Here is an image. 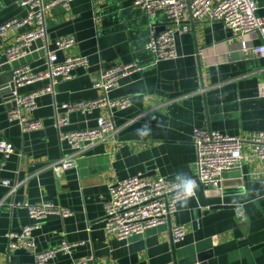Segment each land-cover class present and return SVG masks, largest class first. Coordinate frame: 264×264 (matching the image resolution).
I'll return each mask as SVG.
<instances>
[{"label":"crops","instance_id":"crops-1","mask_svg":"<svg viewBox=\"0 0 264 264\" xmlns=\"http://www.w3.org/2000/svg\"><path fill=\"white\" fill-rule=\"evenodd\" d=\"M19 1L0 0V24L25 15ZM258 6V15H264V0H258ZM182 23L189 30L175 36L177 56L152 64L145 43L152 27H164L163 11L149 19L133 0H73L68 9L49 10L47 48L54 50L55 39L72 36L75 43L57 50L58 59L85 57L87 65L75 67L70 78L58 81L54 93L36 98L37 107L28 116L41 119V129L22 132L16 121L8 120L10 102L0 97V137L14 148L7 158L0 153V180L11 182L0 186L2 233L36 224L33 237L39 250L61 241L74 244L70 253H57L49 264L80 260L178 264L196 253H206V264H264V181L261 160L253 155L251 142L242 143L239 166L223 174L221 188L207 187L196 176L191 133L201 127L247 138L264 131V97L258 94L264 58L241 52L237 37L219 21L191 23L186 11ZM11 35L7 40L0 38V52ZM45 59L31 60L28 66L40 71ZM120 62L144 67L121 77L119 86L108 93L110 98L127 96L131 102L112 110L116 136L87 146L77 166L57 176L47 164L70 151L55 125L59 105L99 96L94 84L101 70ZM11 73L5 80H11ZM46 84L47 80H37L19 90L29 92ZM106 114L105 108L72 111L61 130L95 126L97 117ZM140 172L171 180H182L177 174L184 173L198 185L196 195L185 208H181L183 198L179 199L177 210L160 225L120 240L104 231L108 185ZM16 202L53 203L72 213L52 212L36 222L24 206H11ZM179 223L185 224V234L173 243L170 229ZM32 259L25 249L9 251L6 238L0 235V264H28Z\"/></svg>","mask_w":264,"mask_h":264},{"label":"built area","instance_id":"built-area-1","mask_svg":"<svg viewBox=\"0 0 264 264\" xmlns=\"http://www.w3.org/2000/svg\"><path fill=\"white\" fill-rule=\"evenodd\" d=\"M71 1L73 0H20L25 15L0 24L1 39L7 40L9 34H12L10 42L2 45L8 61L25 56L30 42L34 39L40 38L46 47L44 69L35 71L32 67L23 65L13 69L11 73V80L15 84L13 100L16 104L8 109L7 117L10 121H16L22 132L43 127L41 119L28 116L37 107L36 98L42 94L54 93V86L58 81L70 78L75 67L87 65L85 57L67 56L63 60L58 59L57 50H66L75 43L72 36L55 39L54 50L47 48L46 18L49 10L55 6L68 9ZM133 5L144 9L149 19L154 18L158 11H163L165 15L164 27L159 31L152 27L150 37L145 43L152 64L177 56L175 36L189 30V26L182 23V16L186 11L191 23L208 20L221 22L237 37L241 52H253L264 58V15L257 13L258 0H133ZM256 40L259 44H256ZM143 67L139 63L123 62L107 66L101 70L99 79L94 84L100 91L99 96L67 101L59 105L60 113L55 116V125L60 141L66 142L70 151L47 164L57 176H62L69 168H75L77 158L87 146L116 136L118 129L113 122L112 110L126 108L131 102L127 96L110 98L108 93L119 86L121 77L138 72ZM37 80H47V84L29 92L19 90ZM258 94L264 97V80L259 83ZM103 108L107 109L108 114L97 117L95 126L61 130V127L68 125L70 112L89 113ZM191 133L196 151V176L202 185L221 188L223 174L239 166L243 157L241 145L245 141L251 142L253 155L261 160L260 178L264 181V131L252 132L247 138L201 127H194ZM13 152L11 144L0 137L1 155L7 158ZM180 181L181 179L171 180L162 175L145 176L140 172L109 184L108 196L103 205L104 231L114 233L118 239L123 240L142 233L146 228L160 225L177 210L176 203L183 198ZM10 183L8 179L0 180V186H9ZM16 205L24 206L29 217L36 222H40L52 212L62 216L72 213L71 210L61 209L53 203L11 204L13 207ZM206 208L210 209V206ZM35 226L36 224L24 225L16 231H0V235L6 238L9 251L25 249L32 254L33 259L28 264H49L57 253H70L74 244L66 241H61L60 245L51 249L39 250L33 237ZM185 230V224L182 223L171 226V241L177 243L181 240ZM72 264H89V261L80 260Z\"/></svg>","mask_w":264,"mask_h":264},{"label":"water","instance_id":"water-1","mask_svg":"<svg viewBox=\"0 0 264 264\" xmlns=\"http://www.w3.org/2000/svg\"><path fill=\"white\" fill-rule=\"evenodd\" d=\"M162 28H157V30L159 31ZM45 56L46 47H44V43L40 38L32 40L28 46L27 54L18 59L8 61L7 56L3 52H0V97L4 101H9L10 106L16 104L13 100L12 93L15 88V84H13L12 80H5V75L9 71H12V69L28 65L31 60L44 58ZM205 254L206 253H196V255L180 260L178 264H206Z\"/></svg>","mask_w":264,"mask_h":264},{"label":"clouds","instance_id":"clouds-1","mask_svg":"<svg viewBox=\"0 0 264 264\" xmlns=\"http://www.w3.org/2000/svg\"><path fill=\"white\" fill-rule=\"evenodd\" d=\"M144 134H146V132ZM177 175L183 177V179L180 181L179 187L182 189L183 193L181 208H185L187 207L189 199L195 197L198 185L193 180L187 178L186 174L184 173H178Z\"/></svg>","mask_w":264,"mask_h":264}]
</instances>
